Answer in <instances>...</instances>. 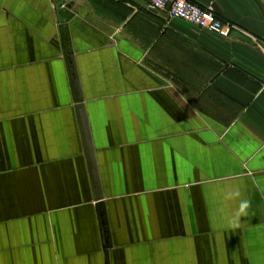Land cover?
Returning <instances> with one entry per match:
<instances>
[{"label": "crops", "instance_id": "crops-1", "mask_svg": "<svg viewBox=\"0 0 264 264\" xmlns=\"http://www.w3.org/2000/svg\"><path fill=\"white\" fill-rule=\"evenodd\" d=\"M60 1L0 0V264H264V0Z\"/></svg>", "mask_w": 264, "mask_h": 264}, {"label": "built area", "instance_id": "built-area-1", "mask_svg": "<svg viewBox=\"0 0 264 264\" xmlns=\"http://www.w3.org/2000/svg\"><path fill=\"white\" fill-rule=\"evenodd\" d=\"M121 1V0H116ZM154 12H160L171 20H182L200 30L227 39L235 25L224 21L211 8L199 5L191 0H142Z\"/></svg>", "mask_w": 264, "mask_h": 264}, {"label": "clouds", "instance_id": "clouds-1", "mask_svg": "<svg viewBox=\"0 0 264 264\" xmlns=\"http://www.w3.org/2000/svg\"><path fill=\"white\" fill-rule=\"evenodd\" d=\"M224 198L236 203V208L232 214L227 217V226L232 229H239L242 226L241 218L247 216L250 208V201L243 198L242 192L238 186H229L224 194Z\"/></svg>", "mask_w": 264, "mask_h": 264}, {"label": "water", "instance_id": "water-1", "mask_svg": "<svg viewBox=\"0 0 264 264\" xmlns=\"http://www.w3.org/2000/svg\"><path fill=\"white\" fill-rule=\"evenodd\" d=\"M65 4H66V0H61L59 2V4H58V8L60 9V14L62 15V18L64 20H68V18H70V16H72V15H71V13L69 11V8H65ZM75 85H76L77 92H78L79 97H80L79 99H80V101H82L81 91H80V88H79V83L76 81ZM85 147H86V149L90 150L91 146H90L89 142L86 143ZM99 204H101V203H98V206H100Z\"/></svg>", "mask_w": 264, "mask_h": 264}, {"label": "rangeland", "instance_id": "rangeland-1", "mask_svg": "<svg viewBox=\"0 0 264 264\" xmlns=\"http://www.w3.org/2000/svg\"><path fill=\"white\" fill-rule=\"evenodd\" d=\"M193 26V25H192ZM195 27V26H194ZM197 28V27H196Z\"/></svg>", "mask_w": 264, "mask_h": 264}]
</instances>
